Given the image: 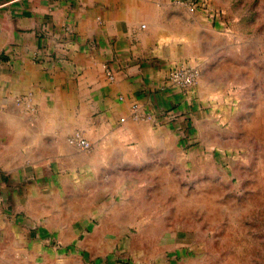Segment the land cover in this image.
I'll return each mask as SVG.
<instances>
[{"label":"crops","instance_id":"1","mask_svg":"<svg viewBox=\"0 0 264 264\" xmlns=\"http://www.w3.org/2000/svg\"><path fill=\"white\" fill-rule=\"evenodd\" d=\"M207 5L214 18L181 0H0L1 236L64 214L86 218L71 231L92 217L93 231L142 226L136 185L168 166L196 102L234 86L262 96L264 0ZM188 60L201 75L185 92L168 71Z\"/></svg>","mask_w":264,"mask_h":264},{"label":"rangeland","instance_id":"2","mask_svg":"<svg viewBox=\"0 0 264 264\" xmlns=\"http://www.w3.org/2000/svg\"><path fill=\"white\" fill-rule=\"evenodd\" d=\"M181 1L211 18L207 0ZM187 62L199 70V78L200 68ZM260 91L262 96L252 100L248 95L254 89L217 88L209 100L196 102L198 122L188 123L170 141L176 151L168 166L152 170L159 176L152 183L136 185L132 207L143 214L136 217L142 226L93 231L92 217L87 229L71 231L86 218L64 214L52 217L55 228L38 222L27 233L15 231L10 221L8 232L0 235V264H264ZM174 111L177 115L166 120L159 117L175 122L180 114Z\"/></svg>","mask_w":264,"mask_h":264},{"label":"built area","instance_id":"3","mask_svg":"<svg viewBox=\"0 0 264 264\" xmlns=\"http://www.w3.org/2000/svg\"><path fill=\"white\" fill-rule=\"evenodd\" d=\"M193 5V4H192ZM212 16H215V13L211 12ZM111 75L110 73H108ZM199 70L194 67H189L185 63L174 64L168 71V78L172 85L179 87L182 90H189L192 86L195 85L197 82ZM165 116L167 117L169 114L171 116L177 115L174 110H167L164 112ZM133 117L139 118L137 108L135 106L133 110ZM123 120V118H121ZM68 141L70 143H76L84 148L90 147V142L79 133L68 137Z\"/></svg>","mask_w":264,"mask_h":264}]
</instances>
